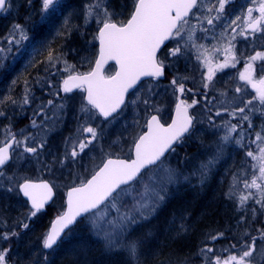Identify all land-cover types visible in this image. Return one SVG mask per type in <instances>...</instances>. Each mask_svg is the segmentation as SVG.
Segmentation results:
<instances>
[{
	"label": "snow or ice",
	"instance_id": "snow-or-ice-1",
	"mask_svg": "<svg viewBox=\"0 0 264 264\" xmlns=\"http://www.w3.org/2000/svg\"><path fill=\"white\" fill-rule=\"evenodd\" d=\"M231 2L232 0H133V10L123 23L116 21L123 17L124 6L121 5V10H117L112 5V0H87L82 9L78 10L85 25L93 21L96 24L99 55L94 67L86 73H76L74 66L68 64L67 60H62L61 56L54 57L49 51L47 63L55 67L57 63L62 62L63 71L68 73L62 80L61 89L52 94L55 99L41 102L34 110V118L31 120V128L36 130L34 133L21 132L18 136L9 129L0 140V177H5V168L10 161L25 154L36 157L39 162V156L47 145V137L67 118L72 97H62L60 91L64 94H71L74 90L83 93L72 116L75 121L74 131L64 138L63 155L57 159L61 165L67 163L71 167L87 155L86 150L96 151L99 147L100 164L93 170L90 178L85 177L78 185L74 183L67 191V210L57 216L50 230L41 238L42 249L46 250L42 256L45 262L56 248L67 244L66 255L74 258L73 264H81L80 258L87 251V243L70 233L72 226L83 221L89 237L98 241L106 254L120 252L124 254L126 264H141V258L145 255L144 247L154 236V231L149 229L147 232H139V228L164 209L171 194L178 190L182 182L192 183L194 178L196 183L204 186L216 167L224 160L227 147L233 143L245 147V155L257 163L252 165L251 173L244 168L232 173V183L224 194L225 198L235 204L237 211L244 213L239 218V224L244 223L248 212L252 213L253 219L258 211L264 213V128L257 131L255 138L249 142L256 146L257 154L251 147L242 143L239 136H234L242 126L240 123L232 124L221 120L220 124H217L213 118L222 117L223 113L227 112L235 120L237 113L244 114L245 108L252 104L253 99L264 105V63L260 66L259 79L254 78L256 69L253 64L257 60L264 62L262 51L250 56L244 71L239 73V79L251 86L256 93L255 97L248 99L244 106L234 105L233 97L228 101V105L216 108L214 113L212 109H207L210 113L206 121L209 127L214 130V134L221 129L223 134L218 135L210 144L202 143L206 149L205 158L194 165L187 175L166 163V153L175 152L176 146L196 135L198 124L205 123L189 111L197 105L198 100L193 98L191 103H188L181 99L186 91H193L185 83L193 78L188 75L181 77L175 74L169 82L172 94L179 95L175 104V116L167 126L161 123L160 109L154 107L149 99L133 101V104L145 105L146 114L149 111L155 114L145 119L143 127L146 131H141L133 140L130 155L126 158H113V154L105 152L100 143L103 137L102 125L106 126L118 119L122 108L127 107L126 93L141 78L150 77L159 81L165 76L166 67L178 63L189 51L195 50L197 64L193 67L200 72L201 95L207 99V91L216 89V73L227 67H235L238 62L232 51V41L237 35L235 28H232V35L228 40L229 47L225 49L224 62L216 65L209 60L208 50L197 44V30L208 34L214 32L219 24L223 27L222 38H226L228 28L243 18L245 27L238 34L248 39L249 35L261 33L259 38L264 39V0H249L252 6H244L246 13L242 7L241 13L237 14L235 19H229L225 12L226 5ZM58 3L59 0H41L42 19L55 12ZM28 5L31 6V0H28ZM13 6L12 0H0V14L10 13ZM74 14L75 11H69L63 18L61 27L68 35ZM192 20L196 23L193 24ZM26 39L27 29L19 23L14 24L8 44H19ZM167 40H175V45L168 47L164 52L161 49ZM6 51L10 49L0 47V54ZM0 59H3L2 55ZM190 60L189 57V62ZM108 61H115L118 66L119 70L114 75L104 74V66ZM153 87L155 86L149 85V95L152 94ZM243 91L245 89L242 86L235 87L236 93ZM220 94L221 97L226 96L223 91ZM6 101L23 108L24 105L32 103V97L26 91L20 102L10 96L0 98V104ZM221 104L224 105L223 100ZM5 115L0 108V117ZM36 116H43L44 119L38 123ZM240 120L248 121V128L253 127L249 115H242ZM6 179L7 184L0 187V191L17 195L22 193L31 202L28 216L18 221L20 229L27 230L30 220L44 210L49 201H53L56 195L55 186L48 182L34 183L29 179H24L23 182H19L15 177ZM250 202L253 206H249ZM167 227L170 233L175 232L177 236L187 233L186 216L181 215L178 220L172 219ZM256 231L259 236L251 235L245 229L238 245H230L231 249H235L234 253L229 248L220 250L229 253L227 258L213 255L214 247L206 243L199 249L204 264H260L254 253L258 250L257 240L260 241L261 253H264V229L258 228ZM20 235L21 232L15 227L8 230L7 221L0 217V244L13 238L18 241ZM223 236V232H218L209 235L207 239L216 241ZM10 252V244L8 247H0V264H12ZM153 256L155 257V253ZM34 264H39V261Z\"/></svg>",
	"mask_w": 264,
	"mask_h": 264
},
{
	"label": "rangeland",
	"instance_id": "rangeland-1",
	"mask_svg": "<svg viewBox=\"0 0 264 264\" xmlns=\"http://www.w3.org/2000/svg\"><path fill=\"white\" fill-rule=\"evenodd\" d=\"M25 1L26 0H12L14 6L10 10V13L5 15L6 17L4 18L3 21L7 22L8 20L16 19L17 15L20 12V8L23 5V3H25ZM84 4H80V5L77 4L76 6L69 7L68 10L64 11L65 15L69 11H75L73 17L79 16L82 18L78 10L82 9ZM112 5L117 10H121V5L124 6L123 17L121 19H118L116 21L117 23H123L130 16L133 10V0H112ZM244 6H252V5L249 3V0H232V2L227 4L225 7V12L228 18L235 19V16L241 13V8ZM244 12L246 13V7H244ZM241 15L243 16V14ZM254 15H258V13H254ZM62 17L64 18V16ZM58 23L62 24L63 20L61 19L56 20L55 24L57 25ZM192 23L195 24L196 21L192 20ZM185 27L187 28V26ZM244 27H245L244 21L243 18H241V20H238L235 25H232V27L228 28L226 38H222L221 34L223 32V27L220 26L219 24L215 28L214 32L208 34L202 33L199 30H197L195 33L197 44L204 46L208 50L207 56L209 60L213 65H216L224 62L225 49L229 47L228 40L231 38L232 28H235L237 35L235 40L232 41V44L234 45L232 51L235 53L238 61L235 64V67H227L216 73V76L214 77V83L216 84V89L208 90L207 99H204L203 96L201 95V89H200V72L196 71L193 67V65L197 64L195 58V50L189 51L188 55L186 57L180 58L178 63L166 67L168 71L166 81L162 83L159 82L144 83L141 86V88H139V90L131 96L128 106L121 112L118 119L113 121L111 124H107L106 126L102 125L103 137L100 143L101 145L104 146L105 152H111L113 154V157L126 158L128 155H130L131 154L130 149L132 147L133 140L140 134L141 131L145 130L143 127L145 119H147L148 116H150L151 114H154V112L152 111H149L146 114L145 105H143L142 103L133 104V101H138L145 98L149 99L154 107H158L160 109L161 119L165 123H167L170 120L175 104L178 102L177 96L179 95V94L177 95L172 94V88L169 83L173 75L175 74H179L181 77H183L184 75L193 77L192 79L185 81L186 86L188 88H192L193 91L192 92L186 91L185 95L181 97V99L186 100L188 103H191L193 98L197 99L198 103L195 107L190 109L191 113L195 114L198 119H202L205 121V123L197 125V133L192 138L195 139L194 141L201 144L202 143L209 144L215 141L218 138L217 134H219V132L217 134H214L213 132L214 130L209 127L208 123H206L207 121L206 118L210 114L207 111V109H212V111H215L213 109L216 108V106L212 107L213 105L221 104V100H223L224 105L221 104L217 106V108H221L225 105H228V101L232 100L233 97H235V100L233 101L234 105L244 106V103H246L248 99H252L256 95L255 91L251 88L250 85H246L244 81H241L239 79V73L244 71L245 65L246 63L249 62L250 56L255 55L257 51L264 52V39L259 38L262 35L261 33H256L255 36L249 35L248 39H245L244 36L238 34L242 29H244ZM52 28L53 27H50V29ZM48 32L49 31L44 33V42L42 41L41 43L49 44L51 43V39H55V37L58 36L57 28H53L51 32L49 33ZM85 45L86 46L78 53L79 55L77 54L73 55V57H75L74 65L70 64L74 66L76 73L88 72L93 67L97 57V51L93 49V45L91 46L90 43H85ZM174 45H175V40L168 47H172ZM167 48L165 49V52L167 51ZM189 57L191 58L190 62H189ZM230 58H231V53H229V59ZM262 63L264 62H261L259 60L253 62L254 68L256 69V72L254 74L255 79H259L261 76L260 66ZM186 65H187V70H186ZM113 72H114V68H110L107 72V75H111ZM67 75L68 73L65 76ZM63 78H60V80L58 81L60 89L62 86ZM150 84L155 86L153 87V92L151 95H149L148 92V88ZM237 86H242L245 89V91L241 93H236L235 87ZM221 91L226 93V96L221 97L220 94ZM65 95H69L72 97L70 101V106L68 108L67 118L61 126H59L55 131L51 132V134L47 137V145L39 156V162H37L36 157L28 154H25L24 156L18 159H14L12 165L9 166L5 171V177H1L0 180V187H3L4 185L7 184L6 177H14V176L19 177L18 178L19 180L16 178L19 182H23V180L27 178H30L32 181L46 180L50 182L51 185L55 186L54 189L57 193L56 200L52 205L51 210L59 211L58 215H60L64 211L65 196L67 190L74 183L78 185L85 177L90 178L93 170L96 168L97 165L100 164V158H101L99 147H97L96 151L86 150L87 155L83 156V159H81L79 163L73 164L71 165V167H69L67 163L61 165L58 162L57 158L62 157L63 155L64 138L74 131L75 121L72 119V116L76 107H78L80 103V97L83 95V93L78 92L71 95L70 94H65ZM213 97H215V99H213ZM216 99L220 103L216 104ZM259 104L260 103L258 102V100L253 99L252 104L248 105L245 108L244 114L249 115L253 127L252 128H248V126L246 128L241 127L238 129V132L234 134V136H239L242 141L245 137L252 136V131L255 128L257 131H260L262 128H264V117H260L258 120V117L255 113L257 112L258 114ZM249 109H252V111H249ZM260 109L264 110V108L262 107ZM262 110L261 113L264 114V111ZM227 114L228 113L226 114L224 113V116L228 118L226 119V121H229L230 123L233 124L234 119H232L231 116H227ZM237 114H239V116L244 115L241 113H237ZM35 131L36 130L31 128L30 126L29 129L17 131V134H20L21 132L34 133ZM220 131H222L220 132V135H222L223 130L221 129ZM11 132L14 133V130ZM242 149L246 150L245 147L236 146V147H230L229 150H226L225 152L224 159H227L229 161L228 168H229V173L232 171L231 178H232V173L237 172L233 170L236 169V165L239 164L238 159H240L243 156ZM172 160L174 161L173 166H175L178 162V158L176 155L174 156V154H172L169 158H167L166 163L169 164L170 166V164H172L171 163ZM257 174H258V170H257ZM209 188L210 190H212L211 196L216 195V197L218 196V194L222 196V193L225 194V192L228 190L227 189L223 191V188L221 186H215L213 184ZM206 193H209V190ZM206 193L204 194V197L206 196ZM17 196L18 195L15 193L0 191V217H2L7 221L9 228L11 227V225L17 223L19 220L27 217L30 210V207L28 203L25 201V199L22 197V199L19 200ZM226 207L228 208L229 211L231 210L229 206ZM232 208L234 210V208L236 209V206L233 205ZM169 214H171V216H168L167 220H163L164 222L161 223L162 228L159 229V231H161L159 233V236L164 240V241L162 240L159 245L161 246L163 245L164 247L167 245L168 243L167 241L169 240L172 241L173 243L176 241L187 239V237H189L190 233L194 229L195 220H199L198 218H195V215H193V213H190L192 216L183 214L181 208L179 207H174ZM49 215L50 214L48 212L38 213L36 217H33L30 220L29 228L24 232H21L19 240L16 241L18 242L17 246L15 247L14 251L11 252L13 256L12 258L14 260L13 264L25 263L24 262L25 259L23 258V256L18 255L16 253L17 248L18 249L21 248L24 253L26 252L29 253L30 258L32 257L41 258L44 255L42 251L45 250H43L41 246L42 234L39 231L40 228L45 230L46 229L45 223L46 222L49 223L50 221L53 220L50 219ZM181 215H185L187 218L188 231L187 233H183L177 236L175 232L170 233L168 231L167 225L174 218L178 220ZM242 215H244L243 212L240 215L235 214L233 218L229 217L232 218L231 220L233 223L236 222V226H233V223L230 226L229 225L230 223L227 218V221L225 223V229L223 231L216 230L214 232L212 231V233L209 234L211 235L218 232H223L224 236L216 241H209L206 238L205 241L200 244L199 249L202 248L206 243L212 246V244L222 239L241 237L245 230L244 228L245 221L243 224H239L238 221ZM47 227L48 228L46 229V231H48L50 225ZM28 231H30V233ZM70 235L80 238L87 243V251L86 253L82 254L80 258L81 264H97L98 262H99L98 264H102L103 262H107L108 259L114 260L118 264H126V259L123 253L114 252L112 254H106L103 246L98 241L91 239L89 237V234L85 229L84 222L82 223V226L71 230ZM259 244L260 243L257 242L258 250L256 253H254V256H256L260 260V264H264V253H261L259 249ZM10 246L11 248H13L12 247L13 244H11ZM155 246L158 245H151V246L148 245L147 247L148 250L146 249L144 250L145 255L141 258V264H149V262L146 259H148V257L152 259L154 258V257H150V254L155 253V256L161 257V254L159 255V252L156 253L153 250H149L154 248ZM67 248H68L67 244H64L56 248V250L52 252V255H50L48 259L55 261L58 264H73L74 258L69 255H66ZM199 249L196 252L191 253L190 256L187 257L186 259L177 256L180 257L179 258V261H181L180 264H187L188 259H193L197 264H204L203 260L201 263L197 258V255H200ZM220 250H222V248L218 246L214 247L213 255H222L223 258H227V255L229 253L222 252ZM230 251L234 253L235 249H230ZM166 252L167 249H164V253ZM216 252L218 254H216ZM100 258L101 260L99 261ZM173 263L174 260L172 258L167 257L160 264H173ZM27 264L30 263L27 262Z\"/></svg>",
	"mask_w": 264,
	"mask_h": 264
},
{
	"label": "trees",
	"instance_id": "trees-1",
	"mask_svg": "<svg viewBox=\"0 0 264 264\" xmlns=\"http://www.w3.org/2000/svg\"><path fill=\"white\" fill-rule=\"evenodd\" d=\"M86 2L87 0H59V3L56 6L57 10L48 14L42 19V15L40 13L41 0H31V6L28 5V0H26L21 6L20 12L16 19L4 22L3 20L7 14L0 15V47L4 49H10V51L0 54L3 56V59H0V98L10 96L20 102L21 97L26 91L28 92V95L32 97V103L30 105H24L23 108L13 105L8 101H6L4 104H0V108H2L6 113L5 116L0 117V140L4 138V134L9 129L11 131L14 130V133L16 132V134L17 131H19L18 127L21 125L22 127H25V129H29L31 126V120L34 118V110L41 104V102L46 103L48 99H55V96L52 94L60 90L58 81L60 78L66 77L65 75L67 73L63 71L64 66L62 62L57 63L55 67H52L47 63L49 51L53 53L54 57L61 56L62 60H67L69 64L73 65L75 58L73 55H79L78 53L86 46L85 43H90L91 46L93 45V49L97 51V32L94 21L85 25L83 18L75 15L78 17H73L72 19L70 35H68L66 30L61 27L62 24H55L56 20H63L62 16H65L64 11L68 10L69 7L76 6L77 4H84ZM16 23L23 25L27 29L28 39L20 41L19 44L9 45L8 38L11 34L12 26ZM50 27L57 28L58 32L64 34H59L57 37H55V39H51V43H46V45L41 42H44V33L47 31L51 32L53 29H50ZM9 80H12L11 84L8 83ZM49 84L51 87H49ZM59 94L60 96L65 95L62 91H60ZM217 103L220 102H218L216 99V104ZM218 105L221 104L215 105L216 108ZM261 107L264 108V105L259 104L258 114L255 112L258 120L260 117H264V114L261 113ZM216 108L213 110H216ZM214 112L215 111H212V113ZM226 113L227 112H225V114ZM227 116L229 115L227 114ZM240 117L241 116L237 114V119L233 121V124L240 123L242 125L241 127L246 128L248 126V121H241ZM35 119L39 123L44 118L43 116H36ZM214 119L216 120L217 124H220L221 120H226L228 118L224 116L223 113L222 117L214 116ZM220 132L222 131H219L217 136L220 135ZM256 132L257 130L255 128L252 131V136L245 137L242 142L246 146L251 147L258 154V149H256V146L249 143L255 138ZM194 140V138H191L190 140H186L183 144L178 145L175 152L173 153L174 156H177L178 162L175 166H173L174 161L172 160V164H170V167L178 168L179 170L183 171L185 175H187L193 166L198 164L201 159L205 158V147H203L201 143H197ZM229 148L230 146L227 147L226 150H229ZM245 151L246 150L242 149L243 156L238 159L239 164L236 165V169L233 171H238L241 168L247 169L248 173L253 171L252 165H255L257 162L253 161L250 157H247L245 155ZM228 162L229 161L227 159H224L216 167L211 175L210 180L204 186H200L198 183H196L194 178L192 183L182 182L178 190L173 191L164 209L160 211L158 215L155 216V218L151 219L150 222L144 223L143 226L139 228V232H147L149 229H151L154 231V235H159L161 232L159 229L162 228L161 223L164 222L163 220H167L168 216H171L169 213L174 207L181 208L182 213L189 216H192L190 213H193L195 218L199 219L195 220L194 229L187 239L173 243L169 240L167 241L168 243L165 247L163 245H158L155 246L156 248H152L151 250L155 251L156 253L159 252L161 257L154 259L149 264H160L167 257L174 260L173 264H180V257L186 259L191 253L196 252L199 249L200 244L202 243L200 239L202 233L210 234L212 231L214 232L216 230L223 231L225 229L227 218L230 223L229 225L231 226L233 223L231 220L233 216L235 214L240 215L242 213L238 212L235 208L233 210L232 206L235 204L231 200L226 199L223 193L222 196L219 194L217 197L216 195L211 196L212 190H210L209 187L212 184L215 186H221L223 191H225L228 189L230 183H232V171L229 173ZM257 170L258 167L256 168V172ZM15 178L18 179L19 177L16 176ZM248 178H251L250 175ZM27 179L31 180L30 178ZM240 187H242V185H240ZM208 190L209 193H206ZM205 193L206 196L204 197ZM17 197L19 200L22 199L21 194ZM226 206H229L231 210L229 211ZM249 206H253L251 202ZM256 207L259 208V206ZM51 209L52 206L45 212L50 214L49 217L52 220L58 216L59 211H52ZM50 222L45 223L46 229L48 228L47 226L50 225ZM82 223L83 221H81L75 228L82 226ZM233 226H236V222L233 223ZM13 227H15L17 231H25L20 229L18 222L11 225L10 228L8 227V230H11ZM244 228L247 229L251 235L259 236V233H257L256 229H264V213L258 211L255 218L253 219L252 213L248 212L245 219ZM46 229L44 230L40 228L39 232L42 234V236L47 232ZM28 232L30 233V231ZM239 239L240 237L222 239L212 244V247L218 246L222 249H231L230 245L234 243H237L238 245ZM16 241V238H13L11 241L0 244V247H8L9 244L11 245L12 242L15 243ZM257 242L260 243L259 240H257ZM12 247L13 248H11V252L14 251V246ZM147 247L148 246L146 244L144 250H148ZM164 249H167L166 253H164ZM11 252L9 255L12 258L13 256ZM42 253L44 254L45 251H42ZM216 254L218 253L216 252ZM197 258L202 263V257L197 255ZM100 260L101 258L99 261ZM13 261L14 260L12 258V264ZM35 261H39V264H58L50 259L45 262L42 257ZM24 264H27V261ZM102 264L118 263L114 260L108 259L107 262H103ZM187 264L197 263L193 259H188Z\"/></svg>",
	"mask_w": 264,
	"mask_h": 264
},
{
	"label": "water",
	"instance_id": "water-1",
	"mask_svg": "<svg viewBox=\"0 0 264 264\" xmlns=\"http://www.w3.org/2000/svg\"><path fill=\"white\" fill-rule=\"evenodd\" d=\"M1 15V14H0ZM171 40H167V41H165V45L164 46H162V49L161 50H163L167 45H168V43L170 42ZM98 55H99V41H98ZM97 58H98V56H97ZM95 65V64H94ZM110 66H115V68H116V70H115V72L116 71H118L119 69H118V66L115 64V61H108L107 62V64L104 66V74L106 73V71H107V69L110 67ZM94 67V66H93ZM115 74V73H114ZM113 74V75H114ZM165 77H166V70H165V76L164 77H162L160 80H164L165 79ZM148 79H152V78H150V77H143V78H141V80L133 87V88H131V89H129V91H128V93H126V95H125V103L127 102V100H128V97H129V95L132 93V92H134L135 90H136V88L143 82V81H145V80H148ZM78 90H74V92L73 93H75V92H77ZM123 109V108H122ZM174 116H175V111H174V114H173V118H174ZM165 126H167V125H165ZM169 155V153H166V156H168ZM12 161H10V163H11ZM9 163V164H10ZM7 167V166H6ZM32 182H34V183H41V182H48V181H32ZM49 183V182H48ZM55 191V190H54ZM68 191V190H67ZM22 194V193H21ZM22 196H23V194H22ZM24 197V196H23ZM55 197H56V195H55ZM55 197H54V199H55ZM25 199H26V201L28 202V204H29V206L31 207V202L30 201H28V199L26 198V197H24ZM54 199H53V201H54ZM53 201H49L48 202V204H46V206H45V209L47 208V207H49V206H51V204L53 203ZM44 209V210H45ZM67 210V208H66V199H65V210L64 211H66ZM43 211V210H42ZM57 218V217H56ZM56 218L51 222V224H50V227H51V225L55 222V220H56ZM78 224V223H77ZM76 224V225H77ZM75 225V226H76ZM75 226H72V228L73 227H75ZM50 227H49V230H50ZM48 230V231H49ZM66 231H68V230H66Z\"/></svg>",
	"mask_w": 264,
	"mask_h": 264
},
{
	"label": "bare ground",
	"instance_id": "bare-ground-1",
	"mask_svg": "<svg viewBox=\"0 0 264 264\" xmlns=\"http://www.w3.org/2000/svg\"><path fill=\"white\" fill-rule=\"evenodd\" d=\"M9 84H11L12 83V80L10 81L9 80V82H8ZM18 130L19 131H22V130H26L25 129V127H22V125L21 126H19L18 127ZM18 136H19V134H17ZM210 144V143H209ZM230 147H236L237 145L236 144H231V145H229ZM228 146V147H229ZM209 235V233H202V235H201V242H204L205 241V239L207 238V236ZM161 241H162V238L159 236V235H154L152 238H150L149 239V241L146 243L147 244V246L148 245H159L160 243H161ZM17 243L18 242H15V243H12L13 244V246H14V249H15V247L17 246ZM149 250H151V249H149ZM46 251V250H45ZM16 253L18 254V255H22L23 256V258L25 259V261L24 262H28V263H34L35 262V260H37V259H39L40 257H37V258H34V257H32V258H30L29 256H30V254L29 253H24L23 251H22V249L21 248H17V250H16ZM149 256V255H148ZM150 257H154L153 256V254H150ZM156 257V258H155ZM153 259L152 258H149L148 257V259H146L149 263L150 262H152L154 259H157V258H159V257H157V256H155ZM160 262V261H159Z\"/></svg>",
	"mask_w": 264,
	"mask_h": 264
}]
</instances>
